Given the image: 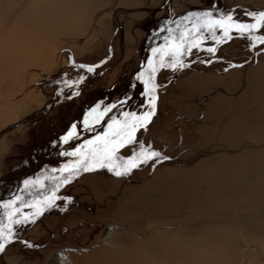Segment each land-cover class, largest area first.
<instances>
[{
    "label": "rangeland",
    "instance_id": "obj_1",
    "mask_svg": "<svg viewBox=\"0 0 264 264\" xmlns=\"http://www.w3.org/2000/svg\"><path fill=\"white\" fill-rule=\"evenodd\" d=\"M261 13L264 0H0V207L29 206L0 233V264H264V22L217 28ZM210 25L93 124L171 39ZM134 125L84 172L105 161L98 136Z\"/></svg>",
    "mask_w": 264,
    "mask_h": 264
},
{
    "label": "water",
    "instance_id": "obj_2",
    "mask_svg": "<svg viewBox=\"0 0 264 264\" xmlns=\"http://www.w3.org/2000/svg\"><path fill=\"white\" fill-rule=\"evenodd\" d=\"M206 15H207V13L203 14V16H206ZM220 15H221V17H226V14H224V13H221V12H220ZM225 21L228 23V25H217V26H218L217 28H220V29L223 28V29H225V30H226V29H230V30H233V31H240V30H244V29H247V28H252V27L257 26V25H262L263 22H264V18H262L261 15H260L259 17H257V18H256L254 21H252L251 23H249V24H245V25L233 24V23H231L230 21H228L226 18H225ZM213 26H214V25H210V26L206 27V28L203 30V32H202L201 36L199 37L197 43H192V42H190V41L179 40V39H175V38H174V39H171V40L169 41V43H167V44L164 46V48L161 50V52L155 57V59H154V61H153L152 64L148 65V66L145 67V68H142L140 71L137 72V74H136V76H135V79H134V81H133V83H132V85H131V91H130L131 93H130V97H129V100H128L127 104H125V105H121V106H105V107H103V108H102V111L100 112V114H99V115L96 117V119L93 121V124H95V122H96V121H97V120L103 115V113L105 112V110H107V109H112V110H114V111H118V110H120V109L126 107V106L128 105V103L131 102V100H132V97H133V95H134V91H135V88H136V84L138 83V79L140 78V76H142L144 72L148 71V70H149L150 68H152L155 64L158 65V71H160V69H161L162 66H163L164 59H165L167 53H168L171 49L176 48V47H186L187 49H198V48H201V47L204 45V43H205L206 34L208 33L209 29L212 28ZM158 75H159L158 72L154 75V77H153V79H152V82H151V85H152V86L156 83L157 78H158ZM153 97H154V102H153V104H154V110H153L152 116L150 117L149 122H151V121L153 120V118H154L155 115H156V110H157V100H158V97H157V93H156L155 89L153 90ZM84 134H86V133H80L79 135H77L76 137H73V138H71V139H72V141H73V140H76V139L80 138V137H81L82 135H84ZM47 148H48V147H47ZM108 160H109V159H105L104 163L102 164L103 166H100L101 168H100V167H96V168H88V169L85 170L84 172H86V173H90V172L99 171V170L103 169V168L106 166ZM78 170H79V169H74V170L69 171L67 177H68V178H71V176H72L75 172H77ZM26 178H27V177H24L20 182H18L17 184H15V187H17V188H22V187L25 185V183H26ZM70 181H72V179H69V180L67 181L66 184L70 183ZM66 184H65V185H66ZM59 192H60V189L54 191L52 195L54 196V195L58 194ZM7 199H8V197H6V198L4 199V200H5V203L8 202L9 199H8V200H7ZM44 201H45V200L43 199V200L40 201L39 203H35V204L32 205V206H33V207L38 206V205H40V204L46 202V201H45V202H44ZM28 207H29V206L16 207V208H15V207H7L6 210H5V212H3V211H4V208H3V206H1V207H0V213H3V219H2V221L0 222V223H1V224H0V233H2L3 231H5L6 226H7L8 222L10 221V218H11L14 214H16V213H18V212H20V211H22L23 209H26V208H28Z\"/></svg>",
    "mask_w": 264,
    "mask_h": 264
},
{
    "label": "snow or ice",
    "instance_id": "obj_3",
    "mask_svg": "<svg viewBox=\"0 0 264 264\" xmlns=\"http://www.w3.org/2000/svg\"><path fill=\"white\" fill-rule=\"evenodd\" d=\"M262 18H264V13L260 14ZM211 51V49H210ZM91 70V69H89ZM127 115V114H126ZM150 115V113L148 114ZM111 128V125L109 126ZM134 132H135V125L132 127L131 130H128L126 132L121 133L120 131H117L115 133L116 136L120 137L118 140L115 141H111L106 139V137L109 135L108 133H105V138L102 137H97L96 140L97 141H102L104 144V148L101 149V153L104 159H110L111 156L113 155V153L115 152L116 148L123 146L125 143L131 142L134 139ZM72 133H69V136H71ZM67 139V138H66ZM89 144H93V141H89ZM79 151V150H77ZM95 155V152H94ZM159 153L155 152V151H151L148 150L147 152H145V150L142 148L141 149V157H143V159L146 161L148 158H151L153 156H158ZM137 156L134 153L133 156L131 157L130 161H129V165L128 167H135L137 166ZM101 166H103L101 164ZM116 175H121V173L119 171H116L115 173ZM3 244H0V251L3 250Z\"/></svg>",
    "mask_w": 264,
    "mask_h": 264
},
{
    "label": "flooded vegetation",
    "instance_id": "obj_4",
    "mask_svg": "<svg viewBox=\"0 0 264 264\" xmlns=\"http://www.w3.org/2000/svg\"><path fill=\"white\" fill-rule=\"evenodd\" d=\"M106 106H111V105H106ZM120 110H121V109H120ZM101 111H102V109L100 110V112H101ZM106 111L109 112V111H114V110H112V109H107V110H105V112H106ZM105 112H104V113H105ZM104 113H103V114H104Z\"/></svg>",
    "mask_w": 264,
    "mask_h": 264
},
{
    "label": "bare ground",
    "instance_id": "obj_5",
    "mask_svg": "<svg viewBox=\"0 0 264 264\" xmlns=\"http://www.w3.org/2000/svg\"><path fill=\"white\" fill-rule=\"evenodd\" d=\"M90 127H92V123H91ZM32 176H33V175H32ZM32 176H31V177H32ZM20 189H21V188H17V187H16V188H15V191L18 192ZM3 201H4V200H3Z\"/></svg>",
    "mask_w": 264,
    "mask_h": 264
}]
</instances>
